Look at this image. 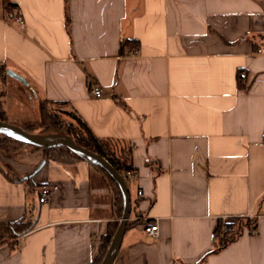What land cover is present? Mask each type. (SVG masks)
<instances>
[{"label": "crops", "instance_id": "obj_1", "mask_svg": "<svg viewBox=\"0 0 264 264\" xmlns=\"http://www.w3.org/2000/svg\"><path fill=\"white\" fill-rule=\"evenodd\" d=\"M14 1L22 24L0 0L11 121L65 102L135 168L113 264H264V0ZM129 38L138 55L121 54ZM42 154L15 164L24 180L0 172V221L34 225L0 245V264H92L122 217L115 188L85 159ZM46 185L57 189L41 203ZM239 217L257 227L214 252L220 219Z\"/></svg>", "mask_w": 264, "mask_h": 264}, {"label": "trees", "instance_id": "obj_2", "mask_svg": "<svg viewBox=\"0 0 264 264\" xmlns=\"http://www.w3.org/2000/svg\"><path fill=\"white\" fill-rule=\"evenodd\" d=\"M68 1V0H67ZM4 10L8 20H13L14 16L19 14L18 3L14 0H4ZM67 25H69V16L67 14ZM262 42L264 43V35H262ZM140 45V41L138 39L129 38L122 40L121 43V54L128 55L130 50L137 48ZM256 47L259 45L256 43ZM238 86L243 88L245 86V80L241 76V70L237 73ZM7 81V71L4 63H0V85L3 86ZM4 88L0 90V120L11 121L9 114L4 107ZM39 113L40 117L38 119H31L29 121L17 123L29 132L36 133H54V134H63L69 137H72L82 146L87 149H91L94 152L106 156L108 160L114 165L116 169L124 176L126 182L128 181L127 175L129 172L135 171V168L132 166L130 159L127 155H116L113 153L111 148V143L109 140H100L93 133L90 126L86 124V122L82 119L78 112L72 109H68L66 107V103L59 101L54 102L48 99L41 100L39 103ZM15 123V124H16ZM23 145H32L34 148H41L33 144H29L19 138L14 137L13 135H9L5 132H0V151L8 150L9 148L17 149V147ZM46 155L52 159L58 161L65 162H73L76 158L84 159L80 155L72 152L66 146L60 147H51L46 148ZM100 169L105 175L108 177L110 183L113 184L116 195L118 197V209L119 215L122 216L123 212V197L121 193L120 186L114 178L110 175V173L103 169L99 165H95ZM7 168L11 170V167ZM0 172H2L5 177L10 181H18L24 180L21 174L16 173L15 175H11L6 169L5 166L0 163ZM14 172V171H13ZM215 232V246L214 252L221 250V248L227 246L228 244L234 242L239 236L243 233L244 229H250L251 227H257L255 219L247 218V217H239L235 218L232 221H224L220 219L218 222ZM119 220H116L110 223L109 230L106 235H104L101 239V249L99 256L93 261L92 264H101L102 260L105 257L106 250L108 249L111 239L118 228ZM128 226V225H127ZM34 225L32 222L27 220L20 219L16 222L9 221H0V245L5 244V242L9 244H13V240L17 238L20 234L28 232L32 230ZM129 227V226H128ZM14 245H12L13 247Z\"/></svg>", "mask_w": 264, "mask_h": 264}, {"label": "water", "instance_id": "obj_3", "mask_svg": "<svg viewBox=\"0 0 264 264\" xmlns=\"http://www.w3.org/2000/svg\"><path fill=\"white\" fill-rule=\"evenodd\" d=\"M0 132H5L9 135H13L14 137L19 138L29 144H33L44 149L66 146L72 152L80 155L88 162H91L94 165H99L110 173L116 183H118V185L120 186L122 197L124 199L122 210L123 214L118 224V228L111 239V243L108 249L106 250L105 257L101 262V264H113L122 244L123 235L127 230V222L131 215L132 201L128 183L126 182L119 169H116L106 156L100 155L91 149H87L86 147L75 141V139L67 135L29 132L17 123L15 124L5 120H0Z\"/></svg>", "mask_w": 264, "mask_h": 264}, {"label": "rangeland", "instance_id": "obj_4", "mask_svg": "<svg viewBox=\"0 0 264 264\" xmlns=\"http://www.w3.org/2000/svg\"><path fill=\"white\" fill-rule=\"evenodd\" d=\"M30 109V108H29ZM29 114V118H37L40 117L38 111L36 110H32L30 109L28 111ZM17 123H21V120H17L16 119H12ZM39 152L43 153L42 155H44L45 153H47V150L44 148H34L32 145H23L20 147H17V149H13V148H9L8 150H3L0 151V163H2L5 166V169L11 174V175H15V164H17V162H23V163H30L32 162V159L34 157H40L38 154ZM8 167H11L12 169L9 170ZM14 171V172H13ZM19 174H22L21 172H16Z\"/></svg>", "mask_w": 264, "mask_h": 264}, {"label": "built area", "instance_id": "obj_5", "mask_svg": "<svg viewBox=\"0 0 264 264\" xmlns=\"http://www.w3.org/2000/svg\"><path fill=\"white\" fill-rule=\"evenodd\" d=\"M15 19L17 22L19 23H23V17L21 14H17L15 16ZM132 53H134V55H138V48H134L132 50ZM91 94H93L94 96H97V97H100L102 95V90L101 88L98 86V85H92L91 86ZM136 175V172L133 171V172H129L128 175H127V178L128 180L130 179H133V177H135ZM57 189V186L56 185H46V186H42L40 188V191H39V196H38V200L41 202V203H45L47 202L50 194L52 193L53 190ZM142 193L141 190L138 191V194L140 195ZM255 228H252V231H254ZM145 232L146 234L153 238H157L159 236V232H160V227L157 223V221H153V222H149V224H146L145 226ZM19 240L20 238H15V242L20 245L19 243Z\"/></svg>", "mask_w": 264, "mask_h": 264}]
</instances>
